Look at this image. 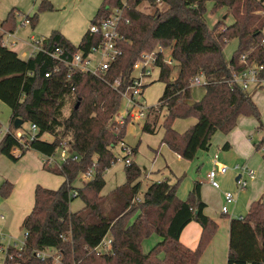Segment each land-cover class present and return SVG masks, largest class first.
<instances>
[{
    "label": "trees",
    "instance_id": "obj_1",
    "mask_svg": "<svg viewBox=\"0 0 264 264\" xmlns=\"http://www.w3.org/2000/svg\"><path fill=\"white\" fill-rule=\"evenodd\" d=\"M143 1L126 0L124 17L128 23L119 28L124 38L123 54L98 77L74 73L68 78L66 69L53 72L56 62L48 55L39 53L23 60L0 44V101L11 112L8 129L0 140V156L15 163L27 151L43 157H55L62 149L68 154L63 162L43 164L44 171L64 181L56 190L36 186L33 207L22 224L27 234L24 245L20 251H9L8 264H198L215 235L218 225L204 215L205 204L196 181L185 201L176 195L178 183L169 180L150 184L139 201L136 197L142 171L131 163L124 169L125 183L101 195L105 172L117 161L112 150L123 142L129 121L128 117L122 124L115 120L122 101L120 93L130 86L132 66L139 55L161 46L173 65L158 62V81L164 90L157 106L150 108L143 133L155 134L159 115L165 112L161 144L187 161L207 151L216 133H229L240 116L254 118L256 131L264 134L251 92L228 82L231 69L239 72L249 65L264 67V5L260 0H161L167 9L160 11L154 0H146L155 8L146 14L137 8ZM119 2L103 0L91 22L105 16L106 7L118 6ZM209 2L212 13L227 9L233 23L221 26L218 22L209 29L204 19ZM51 8L47 2L39 7L41 11ZM26 18L34 27L37 14ZM0 28L15 31L14 11L0 22ZM232 40L237 47L226 60L223 50ZM46 41L47 49L59 47L70 56L95 45V36L87 32L75 46L53 31ZM243 55L245 64L241 63ZM46 72L51 73L47 78ZM199 74L208 84L201 99L190 103V83ZM116 80L119 86L115 89ZM187 118H194L196 124L182 134L172 128L176 119ZM15 120L37 127L32 140L29 132L16 135L22 125L14 129ZM45 135L51 141L43 139ZM263 147L264 135L254 145L256 152ZM73 156L77 160H72ZM89 172L90 179L74 188L73 183ZM12 189L11 183L3 181L0 198H8ZM76 198L83 207L72 212L70 203ZM191 222L201 228L194 250L179 241ZM152 235L160 240L144 253L142 243ZM107 236V251L98 252ZM49 250L58 254L57 262L51 256L42 260L35 255ZM226 264H264V203L260 199L250 204L245 216L230 220Z\"/></svg>",
    "mask_w": 264,
    "mask_h": 264
},
{
    "label": "rangeland",
    "instance_id": "obj_2",
    "mask_svg": "<svg viewBox=\"0 0 264 264\" xmlns=\"http://www.w3.org/2000/svg\"><path fill=\"white\" fill-rule=\"evenodd\" d=\"M102 1L103 0H0V22L6 18V16L11 10L14 11V16L16 19V29L14 32L16 33V37L19 39V41L17 45L13 46L10 50L16 52L20 58L25 60L28 57L30 48L24 45L23 42L28 41L30 37H34L36 39H48L53 31L60 32L68 41H70L73 45L77 46L81 41L82 37L84 36V34L87 33L91 21L95 17L99 7L102 5ZM260 1L264 5V0H260ZM42 2L49 3L52 8L50 10L41 11L39 7ZM157 7L159 8L160 11H165L167 9L166 6L161 4L158 5ZM211 7H212V3L209 2L206 4L207 11L204 16L205 22L209 27V29H211L212 26L217 24L218 22L221 23V26L222 25L229 26L233 23V18L231 17L227 9L221 8L215 13H212ZM137 8L141 12L146 14H152L155 10V8L150 7V5L144 1L141 2ZM34 14H37L38 17L35 26L34 27H32L31 25L22 26L21 23L26 18V16L30 18ZM1 30L4 29L2 28ZM263 37H264V29H263ZM236 47H237L236 40H232L228 42L225 49L223 50V56L226 60L230 59V57L236 50ZM166 58H168V60L170 59L168 54ZM174 68H175L174 70H176V67ZM154 77H155V82L147 86L143 92L144 104L146 107H152L157 105L159 98L161 97L164 89V84L158 81L157 73H154ZM204 90H205L204 87L192 86L191 87L192 101L193 102L199 101L204 93ZM256 100L258 103L257 109L260 113L261 123L264 126V100L262 101L259 98ZM68 111H69V107L65 109L64 111L65 115L68 114ZM119 111L124 115L125 101L121 102ZM9 117H10V109L0 101V140L5 133V129L6 128L8 129L7 125H8ZM162 120L163 119L161 118L160 121L162 122ZM129 123H131L130 120L127 121L126 123L125 136L123 141L125 140L126 143L130 146V148H137L136 154L130 155L128 157L129 160L133 161L134 163H136V165L140 166L141 168L145 167L146 171L153 173L154 177L159 176L158 171H162L164 169H170L172 171L171 173L172 175L170 177L171 183L174 182L178 183L176 194L178 191L180 192L182 191L181 189L180 190L178 189L181 187L183 188L185 183L192 187V184L196 179L198 178L205 179L206 174L212 169V163H213L212 155L210 156L209 154L199 152L192 161L184 160L178 157L173 152H171L163 144L159 145L155 142L160 140V135H162L163 132L162 128L158 127L154 135H149L139 131V126L137 123L133 125ZM194 123H195L194 118L179 119L176 120L173 127L175 128V130L177 129L176 131H178V133L182 134L185 131H187ZM27 129L29 132V124L25 123L21 126L19 130H17L16 134L20 135L23 131H26ZM263 135L264 134L262 132H257L256 130L255 131L253 130L252 132L253 143L257 144L263 138ZM48 139H49L48 137H45V140L48 141ZM215 147L216 146H214V148ZM112 151L117 161L111 166L109 170L105 172L104 175L105 186L101 191L102 196L107 195L113 189L125 183L124 169L126 165L124 164V159H122L125 156L124 151L119 149V145L114 147ZM259 152L261 153L262 164L259 166V170H257L256 174H257V180L263 181L264 147ZM4 160L6 161V159ZM243 165L244 163L241 164L240 166ZM52 178H56V177L52 176ZM159 178L160 177H158V179ZM89 179L90 178L85 179L83 178V176H81L80 178H78V180H76L73 183V187L80 188ZM156 179H152L147 172L141 173V177L138 180L141 184L140 191L138 192L136 197L139 201L142 200L144 192L146 191L147 187L151 184V180H156ZM217 179L220 184V187L222 188V181L219 178ZM161 180L163 181V179ZM48 183H53V182L51 181ZM233 183L235 186V190L237 191L235 180H233ZM258 184L261 185V182H258ZM249 185L250 182H248L245 191H247V189L249 190L250 188ZM228 186H231V184L229 183ZM50 187H53V184ZM208 187H210V189L212 190L209 193L211 198L217 200L218 198L217 194L219 195L221 191L214 189L210 184H208ZM223 191L224 190L222 189V192ZM188 192L184 200H181L177 195L178 199L181 201H185L188 197L189 194ZM22 194L25 196L26 194L25 191L22 192ZM22 194L21 192H17V197ZM260 199L262 202H264V191L262 192ZM222 204L223 201L221 205L218 204V206L216 207L213 204L212 211L218 209L220 212ZM82 207H83V202L79 198L74 199L70 203V210L72 212H75L81 209ZM245 215H246V210H242V214L240 216L243 217ZM225 218H228V216H225ZM217 225H218L217 231L213 236L212 240L207 245L206 249L204 250L201 258L199 259L198 264H226V258L228 253V223L225 220L224 221L220 220L217 222ZM3 238L5 245H7L8 243L10 245H13L15 243L19 246L23 241V232L22 230L21 231L18 230V232L15 233L14 238L9 237L8 235H5ZM108 239L109 237L107 236L104 238V241L107 242ZM159 240H160L159 237H157L156 235H152L148 239L144 240L142 243V251L144 253H147ZM211 244H213V246L206 254ZM106 251L107 249L106 250L98 249V252H106ZM45 253L46 255L55 258L56 260L58 259V254H56L55 251L49 250V251H45Z\"/></svg>",
    "mask_w": 264,
    "mask_h": 264
},
{
    "label": "built area",
    "instance_id": "obj_3",
    "mask_svg": "<svg viewBox=\"0 0 264 264\" xmlns=\"http://www.w3.org/2000/svg\"><path fill=\"white\" fill-rule=\"evenodd\" d=\"M156 5H162L161 0H154ZM144 2H147L146 0ZM148 3V2H147ZM127 8L126 0H120L119 5L115 7H106V15L103 17L96 18L91 22L88 29L89 36H95V45L91 46L87 50L79 49L75 53L67 56L66 53L59 47L52 50L47 49V41L45 39H36L30 37L28 41L23 42L24 45L30 48L28 57L36 56L39 53L48 55L53 61L56 62L53 72L58 73L61 70L66 69L68 72L67 77L69 78L71 74H81V75H91V76H101L110 66L122 56L123 52L121 49V44L124 42L123 36L119 32V28L122 23L127 24L128 21L124 17L125 9ZM22 26L30 25V20L25 18L22 21ZM19 39L16 37L15 32L4 31L0 29V44L3 47L11 49L13 46L17 45ZM167 53L164 48L157 46L150 52H142L135 63L132 66L131 84L124 91L120 93L122 101H125V115L118 114L115 120L120 124L124 122V118L128 117L131 119L146 118L148 108L143 103V92L147 86L154 82L155 71L160 74L159 60L163 64L173 65L171 59L166 58ZM241 63H246V58L243 55L241 57ZM232 70L231 79L228 80L229 86H237L242 91L251 92L253 90L264 91V78L262 77V71L264 70L263 65H249L246 66L244 70L235 72ZM51 73L46 72L44 74L45 78L49 77ZM159 78V77H158ZM208 84V80L199 74L195 76L190 83V88L193 86L204 87ZM119 86V81L114 82V88ZM121 101V102H122ZM37 131V127L34 124H29V140L34 138ZM119 147L124 151L125 156L124 164L129 166L132 162L129 160V156L132 155V150L124 146L123 142L119 143ZM18 153V152H17ZM68 158L67 152L62 149L58 152L55 157H43V164L53 165L63 162ZM72 160H77L76 156L72 157ZM236 169L239 170V174L235 178V185L237 192L246 189L248 182L254 179V170L248 168L246 165L237 166ZM226 172V167L217 163L216 156L214 157L213 168L207 174V181L214 189H220V184L217 179L218 174H224ZM91 173L83 175V178L87 179L91 177ZM76 192L73 196H76ZM235 201L234 195L231 192L223 193V204L220 212L223 214L229 213V206ZM3 219V216H1ZM26 232L23 233V241L18 246L17 244L7 245L4 244L2 236L0 237V264H8L10 259L9 251L14 249L16 251L22 250L24 241L26 239ZM110 245V240L107 242L103 241L98 249H107ZM107 246V247H106ZM36 257L40 259L48 258L50 256L46 255L45 252H37ZM54 261L57 262L54 258Z\"/></svg>",
    "mask_w": 264,
    "mask_h": 264
},
{
    "label": "crops",
    "instance_id": "obj_4",
    "mask_svg": "<svg viewBox=\"0 0 264 264\" xmlns=\"http://www.w3.org/2000/svg\"><path fill=\"white\" fill-rule=\"evenodd\" d=\"M155 73L158 74V72L156 71ZM154 82H155V77H154ZM251 98L257 107L258 103L256 99L259 98L263 101L264 91L262 90L251 91ZM142 100L144 103V98H142ZM190 103H193L192 99ZM156 106L157 105L152 106V107H147L148 112H147L146 118L142 119V118L135 117L132 120L129 119L131 122L129 124L133 125L137 123L139 126V131L142 132V128H143V125L145 124L146 119L148 118L150 108H153ZM125 111H126V107H125ZM125 111H124V115H125ZM118 114L123 116V114L120 111L118 112ZM10 116H11V112H10ZM164 116H165V112L162 111L158 118L159 128H162L161 125L164 120ZM161 118L163 119L162 122L160 121ZM251 118L252 117L249 118V117L240 116L237 119L236 126L229 133L227 134L216 133L211 139L209 149L205 152H201V153L209 154L210 156L212 155L213 162H214V157L216 156L217 163L226 167V172L224 174L217 175V178H219L222 181V188L220 187V189H218L221 191L219 193L220 196L216 192L218 196L217 200L211 198L209 194L210 191L212 190L210 189V187H208L209 183L207 181V177L205 179L198 178L195 180L196 182L200 184V197H201L202 202L205 204V208L203 210L204 215H206L209 218L214 219L216 223L220 220L221 221L225 220L228 223V229H229L230 220L240 218L241 217L240 215L242 214V210H246V213H247L250 207V204L253 201L259 200L262 192L264 191V179L263 181H260V180L258 181L257 174H256L257 170H259V166L262 164L261 153L259 151L258 152L255 151V148H254L255 144L252 141V132L253 130L254 131L256 130L258 123L254 118L252 119ZM176 120H179V119H176ZM176 120L172 124V128L174 130L175 128L173 127V125L176 122ZM9 121H10V117H9ZM9 121H8V125H9ZM194 124H196V120ZM194 124H192L191 126H193ZM6 130L7 128L5 129V132ZM23 132H28V129ZM163 132H162V135H160V140L155 141L159 145L161 144V138L163 136ZM149 135H154V134H149ZM45 137H48L49 138L48 141H51L50 136L47 135V136H43L42 138L45 139ZM123 143H124V146L130 148V146L126 143L125 140L123 141ZM226 143L228 144V148H223L224 144ZM213 145L216 147L214 148ZM130 149L133 151V154H136L137 148H130ZM14 154H17L16 150L14 151ZM4 159H6V161ZM131 162L134 163L133 161ZM243 163L248 168L254 170L255 177L253 180L250 181L249 190L247 189V191L243 190V191L237 192L235 190L233 180H235L236 175L239 174V170L236 169V167L240 166ZM138 167L141 169L142 171L141 173L147 172L152 179L157 178L156 180H151V184L154 182H161L162 181L161 179L169 180L171 182L170 177L172 175L171 174L172 171L170 169H164L162 171H158L159 173L158 177H160L158 179V177L153 176V173L146 171L145 167L143 168H141L140 166ZM212 168H213V163H212ZM52 176L56 178H52ZM3 181H8L9 183H11L13 185V189L10 195L8 196V198L0 199V237L2 236L3 238L5 235H8L9 237L14 238L15 233L18 232V230L20 231L22 230V232L24 233L22 224H23L24 219L28 216V214L30 213L33 207L34 190L36 186H41L46 189L54 190V189H57V187L61 185L64 179L63 177L52 175L44 171L42 155H40L38 152H35V151H27L15 163H12L7 158L0 156V185L2 184ZM51 181L53 183H48ZM258 182H261V185H259ZM229 183L231 184V186H228ZM52 184H53V187H50ZM189 186L190 185L185 183L183 188L181 187L178 189V190L180 189L182 190L181 192L178 191L176 194L181 200L185 199V196L188 191L190 192L192 187L190 186L191 187L190 188ZM222 189L224 190L223 192H222ZM24 191L26 193L25 196L22 194V192ZM17 192H21L22 195L17 197ZM224 192H232L235 198L234 203L229 206V213L223 214L219 212L218 209H215L214 207L213 208L215 209V211H212L213 204L215 207L218 206V204L221 205L223 201ZM15 195H16V198H15ZM1 216H3V219H1ZM225 216H228V218H225ZM200 234H201L200 226L195 222H191L181 232L179 241L185 247L191 250H194L197 247ZM212 246L213 244H211L206 254L209 252Z\"/></svg>",
    "mask_w": 264,
    "mask_h": 264
},
{
    "label": "water",
    "instance_id": "obj_5",
    "mask_svg": "<svg viewBox=\"0 0 264 264\" xmlns=\"http://www.w3.org/2000/svg\"><path fill=\"white\" fill-rule=\"evenodd\" d=\"M22 125V122L20 120H15L14 121V129H19L20 126Z\"/></svg>",
    "mask_w": 264,
    "mask_h": 264
}]
</instances>
